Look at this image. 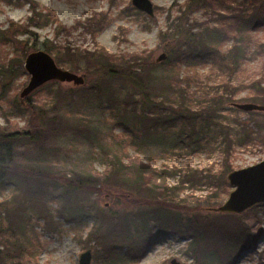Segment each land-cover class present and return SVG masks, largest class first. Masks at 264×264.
Masks as SVG:
<instances>
[{
    "label": "rangeland",
    "instance_id": "1",
    "mask_svg": "<svg viewBox=\"0 0 264 264\" xmlns=\"http://www.w3.org/2000/svg\"><path fill=\"white\" fill-rule=\"evenodd\" d=\"M151 1L154 16L138 9L132 0H0V30H8L6 38L0 35V125L29 132L37 127L13 143L12 164L24 174L0 182V225L11 226L10 232L25 248L22 264H79L81 253L87 249L92 250L91 264H171L173 258L181 264H196L191 238L181 235H160L138 257L125 248L115 259L103 257L104 252L97 248L91 236L95 232H107L116 221L144 207L135 203L139 195L130 190L135 186L132 181L141 163L149 162L156 170L153 184L165 182L172 188L182 212L192 213L195 211L192 209L198 208L214 215L221 213L218 207L235 189L227 178L230 171L222 173L224 165L230 161L232 170H236L264 159L263 110L244 111L234 107V102L224 103L205 125L202 106L205 93H221L222 82L229 78L233 84L241 85L235 102H254L250 98L256 97L254 103L264 105L258 97L259 87L264 88V26L252 29L239 23L232 18L233 10L225 6L215 9L193 6L188 10L187 20L189 24L197 22L202 26L222 25L225 33L220 32L214 38L223 51L239 38L246 46L240 69L231 70L220 64L189 68L167 63L159 64L154 70L158 79L153 82L151 93L166 101L163 111L176 109L179 98L176 91L166 87L167 83L192 78L189 102L198 113L195 127L183 122L176 112L172 122L151 137L126 129L115 98L108 95L104 86H98L94 78L83 89L72 81L51 80L26 96L28 100L21 98L20 93L30 80L25 59L32 51H47L45 44L61 48L49 52L59 67L83 75L85 80H88L86 62L66 53L65 48H70L72 54L77 49L93 51L100 46L116 55H150L158 62L157 58L172 46L171 38L161 33L173 25L174 18L181 16L187 0ZM33 4L41 10H54L57 21L42 18L38 25H31ZM101 15L107 17V23L96 37L77 25L79 21ZM74 66L79 70H74ZM110 85L118 95L126 91L120 80L112 79ZM26 101L34 104L35 116L25 109ZM75 126H87L91 133L82 135L72 130ZM244 128L251 132L249 138L243 134ZM229 140L231 151L227 161L224 150ZM116 157L129 166L125 184L96 189ZM37 173H43L44 178H37ZM57 177L60 179L56 180ZM39 187L47 193L48 206L55 214L58 215L60 206L73 210L70 218H55L57 231L47 230L44 220L31 208L19 225L11 222V212L20 201L26 200L27 191ZM149 192L144 190V195L149 197ZM248 209L234 214H243ZM259 216L257 221L248 219L256 238L252 251H243L238 257L239 264H264V212ZM139 220L135 219L133 231L152 239ZM153 225L151 221L148 227Z\"/></svg>",
    "mask_w": 264,
    "mask_h": 264
},
{
    "label": "trees",
    "instance_id": "2",
    "mask_svg": "<svg viewBox=\"0 0 264 264\" xmlns=\"http://www.w3.org/2000/svg\"><path fill=\"white\" fill-rule=\"evenodd\" d=\"M201 5H207L212 9H215L216 6H225V9L233 10H231L232 18L239 23L248 25L252 29H259L264 26V0H187L186 8L182 9L181 16L174 18L173 25L166 32L161 33L163 37L171 38L172 46L166 49L167 57L160 63L153 60L150 55H116L100 46H97L93 51L77 49L72 54L70 48H65L66 53L79 56V59L86 62L85 73L88 80H85V84L83 83L79 87L82 89L88 87L91 78H94L98 86H104L108 95L110 94L111 98H115L116 107L124 127L146 137H151L161 127L168 126L176 112L183 122H188L195 127L198 113L193 110L189 102L191 100L192 78L187 77L181 81L174 79L167 83L166 87L176 91L179 98L177 97L176 109L163 111L166 101L159 100L151 93L154 87L153 82L158 79L154 73L156 66L169 63L191 68L195 65L220 64L221 67L225 65L231 70H237L241 68L246 57V46L239 38H235L234 43L228 50L223 51L220 48L214 37L220 32L225 33V28L222 25L214 26L206 23L202 26L197 22L189 24L187 20L188 10H191L193 6ZM32 11L33 15L29 17L31 25H38L42 18L57 21L55 11L50 8L41 10L33 4ZM106 23L107 17L101 15V17L92 16L83 22L79 21L77 25H82L92 37H96L103 30ZM62 27L66 28L65 26ZM195 29H198V31H195ZM0 32L1 37H7L8 30H0ZM45 49L48 52H53L55 49L60 51L61 48L53 44H45ZM21 55L24 58L26 52ZM74 70L79 69L74 66ZM112 79L120 80L123 86H126L125 93L118 95L114 88L111 90ZM222 87L223 91L221 93L214 95H210L208 92L205 93L202 101L205 112V125L212 121L216 113L222 109L224 103L232 104L235 102V97L241 89V85L233 84L231 78L223 81ZM259 91L261 95L258 97L264 103V88L260 86ZM250 100L257 102L256 97H251ZM24 104L25 109L31 113V116H35L34 104L27 101ZM259 127L261 126L259 125ZM36 128H31L32 130L29 132L11 125H0L1 183H4L8 178L11 179L13 175L24 174L19 171L18 166L12 164L15 157L13 143L16 139L24 138L33 133ZM72 130L86 136L91 133L90 128L87 126H75ZM243 134L246 138L251 136V132L246 128H244ZM259 135L261 136L260 133ZM33 138L29 137L32 140ZM230 148L231 141L229 140L224 150L227 161L231 151ZM141 166L135 180L132 181L135 186H130V190L134 195H137V193L139 195L135 203L137 202L139 207H144H141L142 209H138V211H133L134 214L130 212L119 221H116L107 232H95L92 236V233L90 234L95 239L97 248L104 252L105 256L103 257L118 258L121 250L127 248L129 253L136 258L144 252L146 246L153 244L160 235H181L191 238L190 247L196 264H239L238 257L240 254L243 251H252V244L256 235L253 234L248 219L259 220V214L264 212V202L248 209L243 214H205L198 208L192 209L195 210L192 213L182 212L176 205L172 188L167 186L165 182L161 184L151 182L156 172L151 164L149 162L141 163ZM128 167L123 160L116 157L109 163L104 181L100 182L96 189H112L125 184ZM231 167L230 161L227 162L222 170L223 175L231 171ZM194 171L196 172V170ZM46 176L48 177V174ZM37 178H44L43 173H39ZM59 179L56 178V180ZM144 190L150 191L149 197L144 195ZM27 193L26 200L20 201L11 212L12 223H18L19 225L30 208L34 209L37 216L44 220V227L50 231H57L59 228L57 226L58 222L55 221L57 216L71 217L73 210H69L66 205L60 206L58 215L55 214L48 206L47 193L40 187L32 192L27 191ZM137 218L140 219V225L144 228V231H149L152 239L143 237L133 231L135 219L137 220ZM151 221L154 222V225L148 227ZM11 228V226L0 225V264H22V251L25 248L19 244L16 236L10 232Z\"/></svg>",
    "mask_w": 264,
    "mask_h": 264
},
{
    "label": "water",
    "instance_id": "3",
    "mask_svg": "<svg viewBox=\"0 0 264 264\" xmlns=\"http://www.w3.org/2000/svg\"><path fill=\"white\" fill-rule=\"evenodd\" d=\"M132 3L138 9L154 16V6L151 0H132ZM166 57L167 53H162L157 61L160 62ZM24 67L27 73L30 74V80L21 91V98H25L51 80L72 81L77 85H82L85 82L83 75L59 67L54 57L45 50L30 52L25 59ZM232 105L244 111H264L263 104L254 102H234ZM227 178L229 183L235 186V189L230 192L228 199L218 207L217 211L221 213H240L257 203L264 202V159L254 165L230 171ZM92 258V250L87 249L81 253L79 264H91ZM171 264L181 263L173 258Z\"/></svg>",
    "mask_w": 264,
    "mask_h": 264
}]
</instances>
